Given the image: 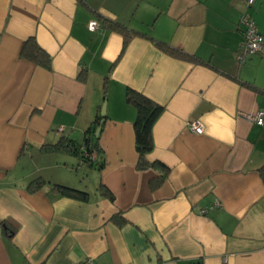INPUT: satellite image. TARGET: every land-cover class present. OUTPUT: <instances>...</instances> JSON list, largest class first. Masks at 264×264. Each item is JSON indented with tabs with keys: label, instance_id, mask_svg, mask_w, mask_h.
<instances>
[{
	"label": "crops",
	"instance_id": "0c3cea01",
	"mask_svg": "<svg viewBox=\"0 0 264 264\" xmlns=\"http://www.w3.org/2000/svg\"><path fill=\"white\" fill-rule=\"evenodd\" d=\"M245 11L264 34V0H0V264H264V123L249 118L264 49L238 61ZM29 37L50 68L20 56ZM127 88L163 106L146 155L160 183L137 167ZM104 101L91 164L52 146L82 143ZM37 177L88 198L30 190Z\"/></svg>",
	"mask_w": 264,
	"mask_h": 264
},
{
	"label": "trees",
	"instance_id": "16d2710c",
	"mask_svg": "<svg viewBox=\"0 0 264 264\" xmlns=\"http://www.w3.org/2000/svg\"><path fill=\"white\" fill-rule=\"evenodd\" d=\"M109 26L113 29H119L120 31H123L122 28H120L119 25L115 23H109ZM158 45L169 52L176 53V50L168 46L161 44ZM20 56L34 62L35 64L41 65L45 68H50V54L38 44L34 37H29L23 41L20 49ZM79 78L81 80H84L83 75H79ZM125 98L127 103L133 106L136 110V117L133 122V128L135 135V148L138 153L137 167L141 169L146 168L149 165L158 167L161 170V173L160 176L156 179V182L160 183L166 176L167 169L163 164L156 161L149 163L146 159V155L152 150V128L155 121L163 111V106L156 103L143 93L132 88L126 89ZM100 119L101 116L97 114L96 118L93 120L92 125L85 130V135L82 143L75 144L71 139L62 137L56 144L52 146L63 147L67 151H71L74 154L79 155V157L88 164H91V161L93 159L92 157L96 154L95 150L97 148V136L95 135V130ZM84 153H87V156H85ZM261 172L262 175H264V167H261ZM45 184H47L51 190H54L62 195L80 200H86L88 198V192L85 190L66 186L63 184L50 183L49 181L41 177L30 180L28 183V188L30 190H34ZM100 190H102L104 194H107L111 198V194L104 187L100 186ZM5 226L7 227V229H9L10 233H13L16 228L10 226V223L7 222L5 223Z\"/></svg>",
	"mask_w": 264,
	"mask_h": 264
},
{
	"label": "built area",
	"instance_id": "2783aa9c",
	"mask_svg": "<svg viewBox=\"0 0 264 264\" xmlns=\"http://www.w3.org/2000/svg\"><path fill=\"white\" fill-rule=\"evenodd\" d=\"M254 0H248V4L253 3ZM241 31L243 35V41L240 49L237 53V59L240 63L246 61V59L257 52L264 49V35L259 33L255 21L248 11H245L240 16ZM98 21L92 19L89 21L88 27L94 30L98 27ZM256 123H264V111H258L255 115L250 116ZM188 128L194 133H202L204 130V125L199 119L189 120L187 123ZM87 156V153H84ZM199 264V263H195Z\"/></svg>",
	"mask_w": 264,
	"mask_h": 264
},
{
	"label": "water",
	"instance_id": "95a60500",
	"mask_svg": "<svg viewBox=\"0 0 264 264\" xmlns=\"http://www.w3.org/2000/svg\"><path fill=\"white\" fill-rule=\"evenodd\" d=\"M100 115H101L102 119L100 120V122H99V124H98V126H97V128L95 130V135L96 136L98 135V133L100 131L101 124H102V122H103V120L105 118V115H106V103H105V101L103 102V104L101 106Z\"/></svg>",
	"mask_w": 264,
	"mask_h": 264
},
{
	"label": "rangeland",
	"instance_id": "374dc122",
	"mask_svg": "<svg viewBox=\"0 0 264 264\" xmlns=\"http://www.w3.org/2000/svg\"><path fill=\"white\" fill-rule=\"evenodd\" d=\"M75 167L77 168V166H75ZM78 173H79V175H80L81 177L85 174V173H83V170H82V171H79ZM73 179H75V178H73ZM84 179H86V181H84V183L87 182V184H88V182H89L88 180H89V179H87V177L84 178ZM76 180H77V178H76ZM84 183H83V184H84ZM74 184H75V183H74Z\"/></svg>",
	"mask_w": 264,
	"mask_h": 264
}]
</instances>
